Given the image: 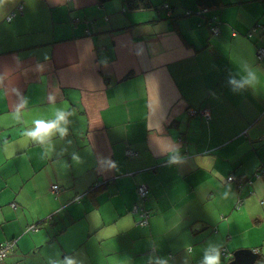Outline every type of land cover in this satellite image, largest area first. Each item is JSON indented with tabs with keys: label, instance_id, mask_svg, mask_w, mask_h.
I'll return each instance as SVG.
<instances>
[{
	"label": "crops",
	"instance_id": "crops-1",
	"mask_svg": "<svg viewBox=\"0 0 264 264\" xmlns=\"http://www.w3.org/2000/svg\"><path fill=\"white\" fill-rule=\"evenodd\" d=\"M148 1L0 5V243L17 241L0 264H202L209 247L264 264V0ZM242 62L259 82L234 93ZM57 107L68 134L46 153L25 132Z\"/></svg>",
	"mask_w": 264,
	"mask_h": 264
},
{
	"label": "clouds",
	"instance_id": "clouds-1",
	"mask_svg": "<svg viewBox=\"0 0 264 264\" xmlns=\"http://www.w3.org/2000/svg\"><path fill=\"white\" fill-rule=\"evenodd\" d=\"M5 0H0L2 5ZM259 82V75L253 68L247 63L242 62L239 73L230 74L228 84L231 86V90L235 93L245 89L246 86L255 87ZM71 112L64 108H54L51 112L50 118H37L32 121V126L28 128L25 135L34 143L44 146V151L49 153L51 151L52 138L57 134L60 137H65L68 134V125L70 124ZM172 153H168L169 164L183 163L181 157L177 154L178 146L170 144ZM74 160L79 158L73 155ZM102 166L108 168H115V162L111 160H102ZM227 196V193H225ZM191 251V249H189ZM48 264H78L77 260L65 256L63 260H49ZM157 264H166V261L160 260ZM202 264H220V253L218 248L209 247L205 250Z\"/></svg>",
	"mask_w": 264,
	"mask_h": 264
},
{
	"label": "built area",
	"instance_id": "built-area-1",
	"mask_svg": "<svg viewBox=\"0 0 264 264\" xmlns=\"http://www.w3.org/2000/svg\"><path fill=\"white\" fill-rule=\"evenodd\" d=\"M165 8H167V5H164ZM168 12H170V9L168 7ZM13 16L15 17L16 14H12L10 15V17L7 18V20H11L13 19ZM212 32L214 34H216L218 32V27L217 26H213L212 27ZM257 56L258 58H262L264 56V49L260 48L257 52ZM190 114L192 115H201L203 117H205L206 119H209V111L207 110H189ZM125 153L127 156H134L136 155V152L133 151L132 149H130L129 147H127L125 149ZM227 180L229 182L234 181L235 177L230 176L227 178ZM52 191L53 192H57L58 191V186H53L52 187ZM149 190L148 187L145 185H139L137 187V195L140 201H144L147 196H148ZM132 214L136 216V221L135 224L137 226L140 227H147L149 225V220L151 218V214L147 209H144V207L142 208V206H140L139 204H135L132 207L131 210ZM15 248V241L10 240V241H5L0 243V262L4 261L8 255L14 250ZM221 255H223L226 258H230L232 256V254H230L226 249L222 248L220 250Z\"/></svg>",
	"mask_w": 264,
	"mask_h": 264
},
{
	"label": "water",
	"instance_id": "water-1",
	"mask_svg": "<svg viewBox=\"0 0 264 264\" xmlns=\"http://www.w3.org/2000/svg\"><path fill=\"white\" fill-rule=\"evenodd\" d=\"M255 259L253 252L242 250L234 253L233 261L230 264H252Z\"/></svg>",
	"mask_w": 264,
	"mask_h": 264
},
{
	"label": "trees",
	"instance_id": "trees-1",
	"mask_svg": "<svg viewBox=\"0 0 264 264\" xmlns=\"http://www.w3.org/2000/svg\"><path fill=\"white\" fill-rule=\"evenodd\" d=\"M127 3H129L130 7L133 9H140V8H148L150 7V3L148 0H126ZM261 47L257 48L256 50V57L259 61L264 59V56L262 58H258L257 56V52ZM264 49V48H263ZM205 118V117H204ZM130 157H134V156H130ZM149 190V189H148ZM149 194V193H148ZM140 227V226H139Z\"/></svg>",
	"mask_w": 264,
	"mask_h": 264
},
{
	"label": "rangeland",
	"instance_id": "rangeland-1",
	"mask_svg": "<svg viewBox=\"0 0 264 264\" xmlns=\"http://www.w3.org/2000/svg\"><path fill=\"white\" fill-rule=\"evenodd\" d=\"M29 230H37V228L36 227H33V226H30L29 227ZM13 241H15V246H16V243H17V241L16 240H13ZM254 252V251H253ZM255 253V252H254ZM3 262V261H2Z\"/></svg>",
	"mask_w": 264,
	"mask_h": 264
}]
</instances>
